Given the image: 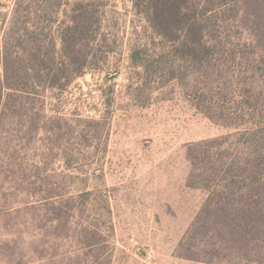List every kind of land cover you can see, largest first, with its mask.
Masks as SVG:
<instances>
[{
    "label": "rangeland",
    "instance_id": "1",
    "mask_svg": "<svg viewBox=\"0 0 264 264\" xmlns=\"http://www.w3.org/2000/svg\"><path fill=\"white\" fill-rule=\"evenodd\" d=\"M56 1L0 0V80L17 13L11 64L40 49L63 71L0 97V264H207L184 255L209 249L186 240L208 198L190 179L264 157V0H180L171 37L144 0ZM75 18L94 30L82 77Z\"/></svg>",
    "mask_w": 264,
    "mask_h": 264
},
{
    "label": "trees",
    "instance_id": "2",
    "mask_svg": "<svg viewBox=\"0 0 264 264\" xmlns=\"http://www.w3.org/2000/svg\"><path fill=\"white\" fill-rule=\"evenodd\" d=\"M144 1V6L148 7L152 21L159 22L161 35L171 37L168 21L177 10L180 0H165L162 3L163 9L158 8L157 3L152 6L151 1ZM56 2L59 8L60 2L63 1L57 0ZM140 2L142 1L139 0ZM255 6L264 10L262 3H257ZM22 17H24L22 13H17V16L12 18L11 25L6 29L4 36L5 55L2 65L3 73H1L2 80H0L1 98L4 96L5 89L21 92L22 81L29 71L41 73L45 83H51V85L54 84L53 80H56L63 72L60 69L56 71L53 65L55 54L50 55L49 52L44 53L40 49L37 50L38 54L34 51L33 53L28 52L25 59L26 57L41 58L42 64L30 68L25 63L11 64L8 36L13 26L17 27L22 23ZM71 24L65 29L62 28L63 39L61 38V41L65 52L74 53L75 57L77 54L78 61L81 59L82 64L78 65L75 71L72 70V73L75 77H82L86 73V68L83 66L87 57L85 48L88 47L87 42L93 37L94 30L92 25L82 19L75 18ZM36 35L38 37L39 32H36ZM84 42L86 46L83 45ZM261 158L264 163L262 156L256 159L258 164L255 168L251 167L247 161L239 173L236 168L229 167L227 162H222L221 167L214 169L211 167L212 163L208 161L205 163L208 166L205 170L203 169L204 171L200 170V174L192 175L190 179L192 186L208 192V198L197 220L202 225L201 229L204 230L202 238L198 239L197 231L192 235L191 230L186 240L189 238L191 247H195L196 245L193 246L192 243L199 240L200 244L208 245L209 249L202 250V248L197 252H192L185 244L183 248L186 258L207 264H264V168L259 164Z\"/></svg>",
    "mask_w": 264,
    "mask_h": 264
}]
</instances>
